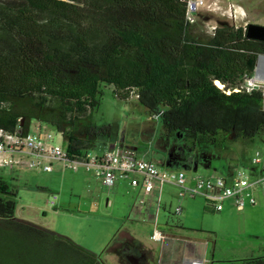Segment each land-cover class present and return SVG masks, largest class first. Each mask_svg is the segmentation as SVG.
Instances as JSON below:
<instances>
[{
    "label": "trees",
    "instance_id": "trees-1",
    "mask_svg": "<svg viewBox=\"0 0 264 264\" xmlns=\"http://www.w3.org/2000/svg\"><path fill=\"white\" fill-rule=\"evenodd\" d=\"M186 14L184 0H0V132L28 133L40 123L62 134L72 160L108 149L116 143L113 126L95 121L106 84L160 120L163 165L220 171L221 160V175H231L220 153L264 134V92L242 89L264 42L227 22L198 38ZM17 197L0 177V264H107L72 239L18 219ZM136 251L151 254L120 231L104 253L127 264ZM240 263L264 264V253Z\"/></svg>",
    "mask_w": 264,
    "mask_h": 264
},
{
    "label": "rangeland",
    "instance_id": "rangeland-1",
    "mask_svg": "<svg viewBox=\"0 0 264 264\" xmlns=\"http://www.w3.org/2000/svg\"><path fill=\"white\" fill-rule=\"evenodd\" d=\"M206 1L209 4L218 2ZM220 2L218 9L206 8L198 14L197 21L191 28L194 36L205 39L212 35L213 27L223 22L246 26L250 21L240 15L236 21L233 20L228 12L230 3L227 0ZM100 90V105L95 112L96 123L111 124L116 142L136 147L140 157L143 158L144 154L148 160L163 162L165 157L162 151L165 150V145L159 140L162 131L160 120L151 117L136 97L127 102L119 100L115 97L114 88L106 84H101ZM49 130L55 137V144L65 147L61 134L52 128ZM100 149L106 150L101 147ZM256 151L264 153V134L251 143H230L220 156L226 159L234 173L242 168L241 165H247L248 159ZM215 166L221 171L222 161H215ZM220 171L200 166L196 171H187L186 175L188 178L195 175H221ZM0 177L18 191V219L68 237L89 251L102 255L104 260L107 259V254L104 253L106 246L120 231L148 238L149 241L156 228L166 229L164 215L173 222L180 220L181 216L174 213L179 205L185 209V214L187 208L193 207V210H197L198 214L189 219L195 227L211 233L210 249L216 250L217 259L221 261L219 264H235L242 259L257 256L260 246L264 244L263 190H255L256 206H248L244 211H238L231 201H227L224 209L216 212L201 197L179 199L178 190L166 184L162 189L159 218L156 216L159 196L156 201L140 196L126 182H117L114 187L107 188L83 166L77 172H72L62 164L55 163L51 173L27 168H18L14 172L1 169ZM55 196L57 200L52 205ZM141 200L145 201V208H141ZM117 260L119 264V259ZM107 261L108 264H115L112 258Z\"/></svg>",
    "mask_w": 264,
    "mask_h": 264
},
{
    "label": "built area",
    "instance_id": "built-area-1",
    "mask_svg": "<svg viewBox=\"0 0 264 264\" xmlns=\"http://www.w3.org/2000/svg\"><path fill=\"white\" fill-rule=\"evenodd\" d=\"M184 2L187 5L186 20L190 25L196 23L197 16L202 10L206 8L216 10L220 7L216 1L211 4L206 0ZM228 12L229 17L235 21L238 15L245 16L242 11H238L235 3L228 5ZM215 30L216 27H213L212 34ZM263 56L259 57L260 64L264 61ZM242 89L247 92L254 90L264 92V66L256 68L254 76L245 79ZM55 163L62 164L72 172H77L79 167L83 166L107 188L114 187L117 182L127 181L134 187H141L144 193L151 194L157 188L162 190L164 185L168 184L178 190L180 199L201 197L216 212H221L227 201H231L238 211H244L248 206L256 205L255 190H264L262 151L253 154L249 167L238 168L227 177L195 175L188 178L186 170L162 168L157 162L144 159L135 150L128 148L114 147L104 151H88L81 158L72 160L66 148L55 144L52 132L40 123L34 124L28 133L21 130L16 133L0 132V170L9 169L14 172L18 168H27L51 173ZM56 200L57 197H53L51 204L55 205ZM182 213L181 206L175 209L176 216H181ZM152 238L159 242L165 235L156 229Z\"/></svg>",
    "mask_w": 264,
    "mask_h": 264
},
{
    "label": "crops",
    "instance_id": "crops-1",
    "mask_svg": "<svg viewBox=\"0 0 264 264\" xmlns=\"http://www.w3.org/2000/svg\"><path fill=\"white\" fill-rule=\"evenodd\" d=\"M220 1L223 2L224 0H218L219 3H221ZM227 1L228 3H235L238 11H242L244 13V18L250 19V21L246 24L249 25L250 23H252L264 26V0H239V2H233L231 0ZM114 147L132 149L139 154V151L136 147H131L123 143L116 142L114 146H111L109 148L112 149ZM162 154L164 156H167L166 150L162 151ZM142 156H144L143 158L146 159L144 154ZM158 165L162 168H171L168 165L159 163ZM197 169H193L190 171H196ZM124 182L128 183V185L132 188V191L136 192V194L144 196L145 198H150L152 201H156L157 196H159V199L157 201L158 207L156 210V216L159 218L161 217L160 210L162 209V204H160V200L162 190H160V188H157L151 194H146L141 187H134L127 181H120V183ZM254 194L256 197V193ZM140 204L141 208H145L146 203L144 200H141ZM192 208L193 207L187 208V214H185V209H183V213L178 222H173V220L171 221L170 219H167V217L164 215V225L166 229L160 230L165 235V238L162 241H154L152 238V235L157 228L152 232L149 241H147L148 238L140 237L139 235L134 236L151 253L148 257L144 252L136 251L137 254H140L139 264H219L221 262L219 259H217L216 250L210 249V240L212 239V236H210L211 233L202 228L195 227V225L191 223L189 218H191V216L194 214H198L197 210L195 211ZM165 210L166 205L164 206V211ZM259 249L260 250L257 254H263L264 244L261 245ZM106 258H112L115 261V264H118V260L115 256L107 254ZM107 259L105 261L108 264ZM235 264L241 263L237 262Z\"/></svg>",
    "mask_w": 264,
    "mask_h": 264
},
{
    "label": "water",
    "instance_id": "water-1",
    "mask_svg": "<svg viewBox=\"0 0 264 264\" xmlns=\"http://www.w3.org/2000/svg\"><path fill=\"white\" fill-rule=\"evenodd\" d=\"M247 37L252 40H258V41L264 42V26L256 25V24H249L247 26ZM263 59H264V56H263ZM263 62L260 64V58H259L257 69H260L262 66H264Z\"/></svg>",
    "mask_w": 264,
    "mask_h": 264
},
{
    "label": "flooded vegetation",
    "instance_id": "flooded-vegetation-1",
    "mask_svg": "<svg viewBox=\"0 0 264 264\" xmlns=\"http://www.w3.org/2000/svg\"><path fill=\"white\" fill-rule=\"evenodd\" d=\"M157 163L162 164V162H157ZM127 259H128L130 264H139L140 254L131 253L127 256Z\"/></svg>",
    "mask_w": 264,
    "mask_h": 264
}]
</instances>
